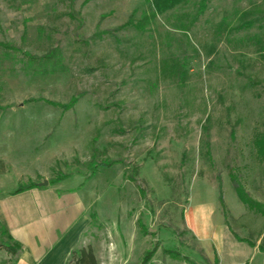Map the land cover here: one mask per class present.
I'll use <instances>...</instances> for the list:
<instances>
[{"label": "rangeland", "instance_id": "rangeland-1", "mask_svg": "<svg viewBox=\"0 0 264 264\" xmlns=\"http://www.w3.org/2000/svg\"><path fill=\"white\" fill-rule=\"evenodd\" d=\"M155 1L0 0V153L54 190L66 264H217L184 215L219 198L264 244L233 189L264 207V0Z\"/></svg>", "mask_w": 264, "mask_h": 264}, {"label": "crops", "instance_id": "crops-1", "mask_svg": "<svg viewBox=\"0 0 264 264\" xmlns=\"http://www.w3.org/2000/svg\"><path fill=\"white\" fill-rule=\"evenodd\" d=\"M21 176L19 168L0 153V227L5 230V239L18 246L13 256L0 264H66L74 245L60 242L55 227L58 203L54 190L38 185L42 181L39 177L30 180L36 186L16 192ZM218 204L219 200L190 202L184 215L187 229L202 247L214 252L217 264H264L260 242L250 245L238 241ZM215 215L219 221L214 222ZM75 219L73 216L67 222Z\"/></svg>", "mask_w": 264, "mask_h": 264}, {"label": "trees", "instance_id": "trees-1", "mask_svg": "<svg viewBox=\"0 0 264 264\" xmlns=\"http://www.w3.org/2000/svg\"><path fill=\"white\" fill-rule=\"evenodd\" d=\"M167 3L171 4L172 2H171V0H159V1L156 0L154 4L156 6V9L162 10V8L165 7V5ZM203 5H204V0H202L200 2V6H199L198 11H201ZM31 58L36 59V57H31ZM48 103H51V102H48ZM75 103H76V99L72 98L67 104H63V105L62 104H58V105L61 106V108L65 111V110H68V109L72 108L75 105ZM109 163H113V162H109ZM109 163H105V164H109ZM34 186H36V184H34V183H29V184L24 185V186H19L18 189L16 190V192H22V191L27 190V189H29L31 187H34ZM233 189L235 191V194H236L237 198L239 199V201L242 204H244V205H246V206H248L250 208H256V209L260 210L262 212V214L264 215V207H263V205L261 203H259L258 201L250 198L248 193L244 190V188L241 186L239 181H237L236 179L233 180ZM219 200L221 201V198H219ZM222 210H223V213H225L224 206H222ZM224 218H225V216H224ZM226 225L229 227L228 223H226ZM2 231H3V233H5V230L3 228H2ZM230 231H231L233 236L238 241H245V242L249 243L250 245H253L252 242H250L248 240H245V239H242L241 237H239L237 234H235V232H233V230L230 229ZM259 250L262 253H264V244L260 243ZM154 252H155V250L152 249V250L147 251L145 253V255L143 257V260H142L143 264H145L146 261H148L152 257ZM79 253L82 255L81 259H83V255H87L91 259L92 262L94 261L93 257L89 253L88 254L85 253L84 250H80Z\"/></svg>", "mask_w": 264, "mask_h": 264}, {"label": "water", "instance_id": "water-1", "mask_svg": "<svg viewBox=\"0 0 264 264\" xmlns=\"http://www.w3.org/2000/svg\"><path fill=\"white\" fill-rule=\"evenodd\" d=\"M38 185H40V186H46L47 185V182L46 181H43V182L38 183Z\"/></svg>", "mask_w": 264, "mask_h": 264}]
</instances>
